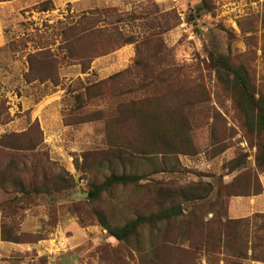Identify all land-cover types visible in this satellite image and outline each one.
<instances>
[{"label": "rangeland", "instance_id": "1", "mask_svg": "<svg viewBox=\"0 0 264 264\" xmlns=\"http://www.w3.org/2000/svg\"><path fill=\"white\" fill-rule=\"evenodd\" d=\"M43 1H0V109L6 118L0 135L19 134L36 124L39 136L28 134L25 141L33 137L38 143L31 153L22 154L20 180L25 184L29 166L34 165L36 182L66 172L74 185L37 195L0 188V264H138L144 256L147 264H154V248L160 264H264V171L255 168L254 146L264 144V132L256 133L252 141L242 136L228 94L217 83L206 57L216 52L242 64L256 92L264 94V0H49L52 11L31 10ZM94 11L103 22L117 15V27L124 34L139 36L151 19L152 26L155 21L168 25L159 36L166 53L130 75L107 82L102 92L117 93L136 87L141 79H151V86L132 93L135 107L146 111L150 109L146 103L151 102L150 110L158 120L169 115L178 124L186 122L181 131L187 141H134L127 130L137 128L141 116L123 125L108 117L122 99L119 96L106 95L107 100L89 104L82 101L83 107H78L74 95L81 87L131 65L133 44L93 59L83 74L78 64L62 62L56 86L24 81L25 54L32 52V45L44 42L54 50L56 22L71 23ZM26 36L33 41L25 42L24 50L10 45ZM165 63L183 68L188 88H199L168 96L160 82ZM93 114H103L102 119ZM85 117L94 119L80 121ZM153 170L158 172L151 174ZM121 172L144 175V179L137 187L112 186L95 202L88 201L89 185ZM237 175L249 178L250 192L257 189L255 181L261 192L248 197L217 195ZM190 186L210 189L199 200L182 203V217L163 230H142L141 254L118 244L96 223L95 213L111 225H121L155 210L158 188L175 191ZM214 217L245 220L233 233L228 230L227 240L218 242L217 223H208ZM2 238H17V243Z\"/></svg>", "mask_w": 264, "mask_h": 264}, {"label": "trees", "instance_id": "2", "mask_svg": "<svg viewBox=\"0 0 264 264\" xmlns=\"http://www.w3.org/2000/svg\"><path fill=\"white\" fill-rule=\"evenodd\" d=\"M200 8L201 7L198 6L197 9ZM31 10L37 13H44L52 11L53 7L51 2L46 0L32 6ZM98 17L97 12L94 11L80 15L71 23L56 22L53 27V36L57 40L55 49L52 50V48L44 44V42L34 43L32 45V52H27L25 54L26 72L23 75L24 81L27 83L31 81L40 84L49 83L52 86H56L58 84L57 69L62 62L78 64L80 66V73L83 74L89 69V64L93 59L113 52L123 45L133 44L134 59L131 65L102 80L94 81L81 87V91L74 95L78 107H83L84 104L81 103L82 101L89 104L91 101L97 99L104 98V100H107L106 95L116 99L119 96L122 99H118L115 104L116 110L112 109L114 112L108 117L109 119L116 118L120 121V125H123L127 123V120H137L139 116H141V124L137 128H130L127 130L134 141L135 139L144 142L187 141V135L183 132V129L187 126L186 122L181 121L178 124V122L173 120L169 115L163 117L162 121L158 120L154 112L150 110L152 107L151 102L146 103L150 107V109L146 111L135 107V98L131 96L132 93L142 91L148 88L149 85L151 86L153 83L151 79H141L142 81L138 82L136 87L128 86L122 88L117 93H113L112 90H105L102 92L107 82L119 78L120 76L130 75L134 69L145 66V64L150 61L152 62L154 59L151 58L160 56L159 53H166V49L159 36L167 31L168 25H163L155 21L152 26L153 19H151L148 25L145 23L140 35L136 36L128 33L124 34L118 29L117 24L120 22V19L117 15L107 16L108 18L103 17L105 19L104 22ZM38 38H40V36H38ZM28 41H33V38L26 36L14 43H10V45L21 46L20 50H24L26 48L25 42ZM36 42H39V39H37ZM53 44L54 42L51 45ZM206 57L208 66L213 71L217 83L222 85L223 89L228 94L232 109L240 123L242 136L252 141L256 133L264 132V94L256 92L242 64L234 63L229 56L216 52H208ZM164 65L167 69L160 82L164 85V89L167 91L166 93L168 96H179L182 93L185 94L197 90L198 86L188 88L187 73L183 68L177 66L172 67L168 63ZM127 85H131V82H128ZM201 91L203 90L201 89ZM102 116L103 114H93V117H97L98 119H102ZM93 117H85L80 121H90L94 119ZM5 122V115L0 109V124ZM68 124L69 123H65V125ZM181 128L183 131H181ZM39 133L37 125L32 124L25 132L0 135V188H10L17 194L37 195L59 192L73 187V179L66 172L55 175L54 178H51L49 181L43 176L40 182H36L37 171L34 165L29 166L31 170H28V172H31V174L25 184L20 180L22 170L19 169V167L22 163L21 160L24 159L22 154L27 151L31 153L38 143L35 140L32 141L33 137H31V141L30 138L25 141V138L32 134H34L36 138L37 135L39 136ZM11 138H16L17 140H11ZM254 146L256 149L255 168L258 172H263L264 144L255 143ZM234 169L230 170L233 171ZM156 172L158 171L153 170L151 174ZM143 176L144 175L125 174L123 172L119 174L111 173L106 176L101 183L89 185L86 191V197L90 203H93L102 192H105L112 186L133 185L137 187L138 181L144 179ZM254 183L257 189L250 192L249 178L237 175L227 185L220 187L217 195L224 194L227 197L255 196L261 192V188L256 181ZM209 189L210 186L205 191L197 186H190L186 187L185 190L179 189L175 191L158 188L157 196L159 202L155 210L143 215H136L131 220L125 221L118 226L111 225L101 214L95 213V220L97 225L105 231L108 237L128 248L130 251L141 254L145 249L144 242L141 240L142 230L145 229L148 233L153 231L157 233L163 230L168 223L175 222L182 217V203L199 200L208 193ZM244 220L245 219L214 217L208 223H217V241L221 242L223 239L227 240L228 237H230L228 236V230L233 233L238 229L237 226ZM2 240L17 243V238L15 240L2 238ZM149 244L151 247L153 242ZM241 245L243 249H245L246 241L241 242ZM233 249L234 248H232V250ZM151 252L152 262L154 260V264H160V262H158V250L154 248ZM235 253L239 255V249H236ZM129 254L130 253L127 252V255ZM146 259L145 256L144 258L142 257L138 264H147ZM119 264L123 263L119 262Z\"/></svg>", "mask_w": 264, "mask_h": 264}, {"label": "crops", "instance_id": "3", "mask_svg": "<svg viewBox=\"0 0 264 264\" xmlns=\"http://www.w3.org/2000/svg\"><path fill=\"white\" fill-rule=\"evenodd\" d=\"M122 51H123V50H122ZM126 51H127V50H126ZM123 52H124V51H123ZM120 56H123V55H120ZM126 66H127V65H126ZM126 66H125V67H126ZM125 67H124V68H125ZM121 70H122V69H121ZM115 73H116V72H115ZM113 74H114V73H113ZM111 75H112V74H111ZM109 76H110V75H109ZM107 77H108V76H107ZM105 78H106V77H105ZM103 79H104V78H103ZM99 80H102V79H99ZM235 218H236V217H230V219H235Z\"/></svg>", "mask_w": 264, "mask_h": 264}]
</instances>
